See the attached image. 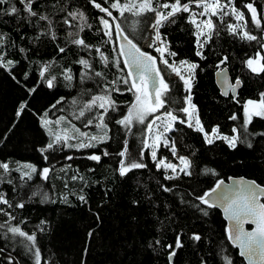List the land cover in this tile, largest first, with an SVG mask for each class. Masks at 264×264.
Listing matches in <instances>:
<instances>
[{
	"label": "trees",
	"instance_id": "16d2710c",
	"mask_svg": "<svg viewBox=\"0 0 264 264\" xmlns=\"http://www.w3.org/2000/svg\"><path fill=\"white\" fill-rule=\"evenodd\" d=\"M12 2L15 0H10ZM112 2L114 0H96L102 7H108L113 17H117L114 22L95 8L90 0H39L37 10L53 21L55 40L51 35L44 34L49 31L44 21L37 23L36 18H31L29 22L23 19L26 16L23 12L20 17L3 15L10 4L0 5V34L7 36L5 59L19 61L12 75L0 69V161L9 162L11 169L23 163H31L38 169L31 180H21V173L15 170L3 177L5 182L0 183V193L5 195L12 207L0 205V208L16 217L10 221L12 226H19L29 234L35 232L42 254L41 264H168L169 249L166 246L174 245L178 234L184 247L177 250L173 264H227L228 260L232 264H245L228 239L227 224L221 212L215 207L200 204L195 196L211 192L219 181L230 177H246L264 186V137L249 135L253 148L238 143L235 149H231L220 139L209 145L202 133L186 124H175V131L168 138L169 145L158 150L154 161L149 150L144 148L145 126L134 122L126 128L117 123L134 102L133 92L126 91L127 85L122 82L115 86L110 83L127 72V69L118 71L112 63L117 58L123 60L117 52H113V49H119L114 24L119 23L125 34L134 38L142 50L157 57L156 52L143 48L150 37L154 13L140 17L126 13L120 17L117 10L111 9ZM124 2L121 0V3ZM247 3H253L258 14L264 16V0H234L235 6L244 12L248 21L244 30L256 35L258 41L242 40L239 35L229 34L227 25L236 23L231 15L225 16L223 23L218 17H212L219 34H214L205 45L204 59L195 55V26L187 22L189 13H180L174 24L168 23L160 29L167 37L169 50L178 54L176 57L167 56L170 63L175 60L178 64L186 60L199 65L192 81L191 102L196 106L205 131L211 133L213 127H218L221 135L231 137L235 135L232 129L237 128L242 139L244 134L240 126L244 121V106L248 100L258 101L260 94L264 93V73H252L244 63L257 51L264 54V50L260 49V43H264V19L262 27L256 28L251 23L250 13L243 7ZM17 7L21 6L17 4ZM191 9L198 11L194 4ZM67 11L82 12L85 19L71 20V26L65 24L63 19ZM101 16L113 23L111 39L101 31ZM81 27L83 31H80ZM238 32L241 30L238 29ZM69 33L72 35L69 36ZM76 38L84 39L89 47L72 44L71 41ZM60 47L65 48V52H59ZM21 48L24 52H20ZM97 48L108 57V67H104ZM224 57H228L225 66L232 78L243 83L236 100L231 96L223 98L215 84L214 74ZM80 59H87L92 68L85 69L78 63ZM45 66L47 70L41 78L40 72ZM120 68H124L123 63ZM160 69L170 85L168 110L185 106L184 98L189 93L183 81L173 76L168 68ZM95 71L102 72L103 78L95 77ZM25 73L27 79L24 78ZM66 75H71L72 80H66ZM53 76L56 77L54 87L48 88L46 81ZM105 84L109 89L119 87L122 90L111 92L116 106L105 115L109 129L106 141L80 150L57 145L54 150L45 153L48 156L45 161L39 150L46 147L51 138L41 126L40 116L48 110L47 118L50 120L66 117L79 130L95 129L94 126L85 127L89 113L79 119L77 117L93 96L104 94ZM32 88L36 91L30 93ZM61 97L63 102L51 108ZM25 101L27 107L17 118L19 105ZM176 114L185 118L183 113ZM233 115L237 116L236 120L230 119ZM248 132H264V118L253 117ZM125 141L131 159H138L143 149L142 162L147 167L120 177L117 169L121 157L118 154L124 149ZM172 141L175 142L177 155L188 157L191 161L190 176L157 168L160 160L176 165L180 163L170 151ZM104 151L109 155L103 156ZM92 154L101 155V161L97 163L87 159ZM69 156L73 159H66ZM44 167L53 169L47 181L39 176V170ZM73 176L78 178L73 180ZM165 176L175 178L165 179ZM9 180L11 183L6 182ZM165 187L171 191H164ZM80 195L85 196L87 203L79 200ZM45 196L50 199H45ZM64 197H67L66 201ZM17 203H24L25 206L18 208L15 206ZM201 209L206 210L208 215L205 216ZM5 220L8 217L0 213V223ZM41 221H45L43 232L37 228ZM89 231L93 233L91 238L87 235ZM193 234L200 235L202 239H191ZM23 240L19 236L12 237L6 228L0 229V248L4 249L0 252V264H7L9 254L14 264H35L34 256L21 243ZM157 240L159 245L155 244ZM150 242L155 251L149 247Z\"/></svg>",
	"mask_w": 264,
	"mask_h": 264
},
{
	"label": "snow or ice",
	"instance_id": "6c2138e0",
	"mask_svg": "<svg viewBox=\"0 0 264 264\" xmlns=\"http://www.w3.org/2000/svg\"><path fill=\"white\" fill-rule=\"evenodd\" d=\"M95 8L99 9L100 12L105 13L107 17L111 18L114 22L117 20V17H113L112 11L108 7H102L100 3H96V0H90ZM10 4V6L3 11V15L10 17H20L21 12L25 13L26 16L23 19L31 21V18H36V22L44 21L49 28L45 35H51L53 40L56 39L55 32L52 31L53 21L49 19L47 15L41 14L37 10L39 0H15V2L10 3V0H0V5ZM19 4L21 7H17ZM195 5L196 8L202 9L199 13L193 12L191 5ZM111 9L117 10L120 17H124L126 13H130L133 16H144L148 13H154V22L151 24L154 35L151 37V42L148 44L149 48H154V50L159 53V63L163 64L166 68L170 69L172 73H175L178 76L185 86L187 95L185 100V106H182L176 110H168V106L171 103L168 99V93L170 85L165 81L164 77L161 75V69L157 66V57L153 56L151 53L143 51L138 43L134 42V38H130L129 35L125 34L124 29L119 23L114 24V30L116 33V38L122 43L119 46V49H113V52H117L118 57H122L123 60L117 58L112 61L113 65L117 68L118 71L123 72L124 69H127V72L123 76H118L116 81L110 82L112 85H116L118 82H122L124 85H127L126 91L133 92L135 100L129 106L127 114L123 117L122 120L117 121L118 124L124 125L126 128H130L133 123H138L145 126V130L149 133L153 132L155 128L158 132L154 136L152 145L147 143V140L144 141V148H151V156L155 161L157 152L156 148L158 143L163 139L165 145H169V139L165 136V133L175 131V124H186L187 127L193 128L204 135L205 143L211 145L214 143L213 138L223 140L227 143L228 147L235 149L238 143H244L248 148H253V143L248 139L249 135H259L264 137V132L255 134L248 132V126L252 123L253 117L264 118V93H261V98L256 100H248L244 106V121L240 128L243 130V139L241 135L238 134V129L233 128L232 132L235 134L231 137L221 135L219 133L218 127H213L211 133L206 132L201 120L199 118L196 106L191 103V82L195 78V70L199 67L197 63L188 62L186 60H181L177 62L174 60L171 64L169 60L165 58V53L168 57H176L178 54L174 51H170L168 47L167 37L160 31L168 23H175L176 17L180 13H189L187 22L195 26V44L196 51L195 55L201 59L205 58L204 47L207 45L213 38V35H218L216 31L217 25L213 21L212 17H218L220 22L223 23V18L225 16L231 15L238 22L237 24H228L227 31L233 36L239 35L240 39L247 41H258L256 35L251 34L250 31L244 30L238 32V29L246 28L248 21L245 19V14L243 11L238 9L234 0H227L226 3H223L222 0H187V2L182 3L181 0H125L124 3H121V0H114L110 5ZM244 8L248 10L251 15V23L258 29L262 27V19L264 16L258 14L257 8L253 3H247L243 5ZM197 16L207 17V19L197 21ZM71 18V19H69ZM84 20V14L82 12H72L67 11L65 13L63 23L71 26V20L75 19ZM243 21V24L239 22ZM99 23L102 26L101 31L105 36H108L111 39L113 35V23H110L109 19H106L104 16L99 18ZM90 28L91 25H88ZM83 27L80 28V31H83ZM72 33H69L71 36ZM203 37V39H202ZM7 41V36L0 34V69L8 72L9 75H12V70L16 67L19 61H13L11 59H5V44ZM72 44L77 45L81 48H88L89 45L86 44L85 40L82 38H76L71 41ZM260 49L264 50V43H260ZM100 53V60L103 62L104 67L109 66V59L106 57L100 49H96ZM20 52H24V49H20ZM59 52H65V48L60 47ZM228 57H224L220 61L221 64L227 61ZM264 54L261 51H257L254 57H249L244 63L245 66L254 74L264 73ZM79 64L83 65L85 69H91L92 65L87 59H80ZM123 63L124 68H120V64ZM219 68V65H217ZM181 69L184 72H187V75H184ZM45 69L40 72V77L44 78ZM70 71V70H69ZM224 70L221 69V74L223 75ZM95 77L103 78V74L100 71L94 72ZM25 79L28 78L27 73L24 76ZM71 75H66L65 79L71 81ZM15 79V76H13ZM55 76L47 79L46 84L48 88L54 87ZM241 81L237 79L236 84L232 85L234 89L236 86H239ZM36 89H29L30 93L35 92ZM121 92L122 90L119 87H113L109 89L108 84L104 85L102 95L93 96L79 111V116L84 117L85 113L90 114L85 122V127L94 126L99 130L97 134H91L81 132L79 129L75 128L73 125L71 129L65 128L62 131H53L49 125L53 123L48 117V110H46L42 116H40L41 126L48 131V135L53 137L52 140L46 145V147L41 148L39 151L43 156L44 160H48V156L45 155L50 149L54 150L55 146L63 145L69 148H76L77 150L81 148H91L96 147L98 144H103L107 137V124L105 123V115L108 113L109 109H115L116 102L111 97V92ZM227 94V93H225ZM63 97L56 101L55 104L51 105V108H55L56 105L63 102ZM76 101L73 100V104ZM27 107V102H22L19 105V109L16 113L17 118L21 116L24 110ZM94 109H102V112H96ZM164 110L161 112V110ZM183 113L185 118H181L176 113ZM157 113H160L157 115ZM148 117H152L151 120H148ZM194 118V123H193ZM66 117H60L55 121L56 125H59ZM232 120H236L237 116L233 115L230 117ZM147 121V123H146ZM159 122V123H158ZM163 129V131H159ZM11 130V129H10ZM9 130V131H10ZM6 139V136H5ZM70 140H79L78 144L69 143ZM170 151L174 157H177L180 161L179 171L184 175H191V161L188 157L178 156L175 142L170 143ZM107 151L103 152V156H108ZM121 157L119 161V168L117 169L120 177H125L129 172L135 169L146 168L147 165L143 163L144 151L143 149L139 153L138 159H131L127 147V141H125V147L118 154ZM66 159L71 160L73 157L69 156ZM91 161L99 163L102 159L101 155L92 154L87 157ZM163 167L166 171L171 170L173 173L177 172L178 166L171 162L165 163L164 160L157 162V168ZM26 169L27 171H21ZM0 183L5 182L3 180L4 176L10 175L13 170L21 172L20 179L31 180L33 174L38 172V169L35 165L31 163L18 164L16 169H11L9 162L0 161ZM53 169L50 167H44L39 170V176L42 180L47 181L49 179V174ZM211 171V170H206ZM215 175V173H212ZM78 177L73 176L72 179L75 180ZM174 176H165V179H174ZM82 179V177L80 178ZM11 183V181H6ZM223 185V181H219L216 184V187L211 190V192H204L202 195H196L195 200H198L200 204L208 206V208H213L217 206V203L223 207V210L228 214V218L233 221L232 228L229 231L228 239L240 249V254L242 256H247L251 261V264H264V203L261 202V198L264 197V186L257 184L255 181L244 182L241 181L238 185L233 186L232 188L226 189L221 192H217V189H220ZM67 186V185H65ZM164 191H171L170 188L165 187ZM213 193H216L215 199H210L213 196ZM35 195V193H33ZM45 199H50L45 196ZM67 200V197H64V201ZM79 200L87 203L85 196L80 195ZM51 202H55L52 200ZM0 205H8L12 207L10 201L5 198L3 193H0ZM18 208H23L24 203H17L15 205ZM199 208V205H195ZM205 216L208 215L206 210H203ZM0 213H3L8 217V220H5L3 223H0V229H5L7 233H11L12 237H22L24 238L21 243H24V246L28 249L29 252L34 256L35 264H41L42 254L41 249L37 246V237L35 232L29 234L28 232L22 230L19 226H12L10 224L11 220L16 219L12 216L11 213L5 212L4 209L0 208ZM99 219V217H97ZM45 221H41L37 225L39 231L43 232L44 228L42 225ZM255 225L252 231H245V224ZM88 237L91 238L93 233L89 231L87 233ZM5 239L7 236L5 235ZM191 239L195 241H200L202 237L198 234H193ZM28 242V243H25ZM156 245L160 244V241H155ZM149 247L153 248L155 251L154 245L150 242ZM169 249L168 252V264H173L174 257L177 255V250L184 247L181 236L178 234L175 238L174 245L169 244L166 246ZM4 249L0 248V252H3ZM85 253L87 248H85ZM7 264H14L12 256L9 254L7 256ZM227 259V258H226ZM227 264H232L231 260L227 261Z\"/></svg>",
	"mask_w": 264,
	"mask_h": 264
},
{
	"label": "water",
	"instance_id": "95a60500",
	"mask_svg": "<svg viewBox=\"0 0 264 264\" xmlns=\"http://www.w3.org/2000/svg\"><path fill=\"white\" fill-rule=\"evenodd\" d=\"M115 36H116V33H115ZM116 41H117V44L119 47L120 44L122 43V41L118 40L117 38H116ZM225 63L221 64L220 67L218 68V70L214 74L215 84H216V87L218 88V90L220 92V95L223 98H229L231 96L234 100H236L238 95H239L240 90L242 89L243 83L239 79L241 81V84L239 86H236L234 89L232 88V85L236 84L237 79L232 78L228 67L225 66ZM221 69L224 70L223 75L221 74ZM225 93H227V94H225ZM222 181H223V185L221 186L220 189H217V192H221V191H224L226 189L232 188L233 186L238 185L241 181L251 182L254 180L248 179L246 177H230L227 180H222ZM215 196H216V193H213V196L210 199L214 200ZM263 200H264V197L261 198L262 203H264ZM215 208L221 212L222 217L227 224L228 233H229L230 229L232 228L233 221H231L228 218V214H226L224 212L223 207H221L218 203H217V206ZM254 227H255V225H252V224L246 223L244 225L245 231H252L254 229ZM229 241L233 245V247L238 250L239 257L244 261V263L245 264H251V261L248 259V257L242 256L240 254V249L237 246H235L231 240H229Z\"/></svg>",
	"mask_w": 264,
	"mask_h": 264
},
{
	"label": "rangeland",
	"instance_id": "374dc122",
	"mask_svg": "<svg viewBox=\"0 0 264 264\" xmlns=\"http://www.w3.org/2000/svg\"><path fill=\"white\" fill-rule=\"evenodd\" d=\"M192 6V5H191ZM202 9H200V8H198V11H196L197 13H199L200 11H201ZM197 18V21L199 22L200 20H203V19H207V17H203V16H197L196 17ZM238 22L236 21V23L235 24H237ZM240 24H243V21H241V22H239ZM196 30V29H195ZM239 30H241V32L242 31H244V28H241V29H239ZM154 35V32H153V29H151V31H150V37H149V39L147 40V41H145L144 42V44H143V48H145V49H147V50H151V51H154V52H156L155 50H154V48H149L148 47V44L151 42V37ZM202 39H203V37H202ZM156 54L158 55L157 56V64H158V66L160 67V68H166L163 64H160L159 63V53H157L156 52ZM165 58H167L168 59V57H167V54L165 53ZM170 63V62H169ZM171 64V63H170ZM178 65V64H177ZM170 70V69H169ZM181 71L183 72V74L184 75H187V72H184V70L183 69H181ZM173 74V76H175V77H178V76H176L175 75V73H172ZM179 78V77H178ZM193 81V80H192ZM191 86H192V82H191ZM192 103V102H191ZM162 112V111H161ZM127 114V113H126ZM160 113H157V115H159ZM48 119V118H47ZM123 119V117L122 118H120L119 120H122ZM152 119V117H148V120H151ZM118 120V121H119ZM51 121H53V120H51ZM55 121L56 120H54L53 121V123L51 124V125H49V127L53 130V131H62L63 129H65V128H69V129H71L72 128V126H73V124L72 123H70L69 121H67L66 119L65 120H63L59 125H56L55 124ZM159 123V122H158ZM193 123H194V118H193ZM174 127H175V123H174ZM76 128V127H75ZM193 129H195V127H193ZM81 132H85V133H88L89 135H91V134H97L98 132H99V130L98 129H93V127H90V128H87L86 130H84V131H82V130H80ZM107 137H108V133H109V129H108V127H107ZM159 131H163V129H160ZM170 133L171 132H169V133H165V136L166 137H168L169 138V135H170ZM158 134V132H157V130L154 128L153 129V132H151V133H149V132H147L146 131V140H147V143L149 144V145H152V143H153V139H154V136L155 135H157ZM51 139L50 140H52L53 139V137H50ZM211 138H213V140L214 141H216V140H218V139H216L215 137H211ZM80 141L79 140H70L69 141V143H73V144H78ZM164 146H166L165 145V143H164V141H163V139L158 143V146H157V148L155 149L156 150V152H158V150L161 148V147H164ZM72 150H77L76 148H71ZM81 149H83V148H81ZM148 150H149V153H150V155H151V151H152V149L149 147V148H147ZM80 150V149H79ZM152 157V156H151ZM178 166V168H177V172H180L179 171V167L181 166L180 165V163L177 165ZM18 167V166H17ZM21 171H27L26 169H22ZM169 171H171L170 169H169ZM172 172V171H171ZM176 172V173H177ZM21 173V172H20ZM173 173V172H172ZM34 175V174H33Z\"/></svg>",
	"mask_w": 264,
	"mask_h": 264
},
{
	"label": "flooded vegetation",
	"instance_id": "af4514ba",
	"mask_svg": "<svg viewBox=\"0 0 264 264\" xmlns=\"http://www.w3.org/2000/svg\"><path fill=\"white\" fill-rule=\"evenodd\" d=\"M144 51V50H143ZM157 66H158V64H157Z\"/></svg>",
	"mask_w": 264,
	"mask_h": 264
}]
</instances>
